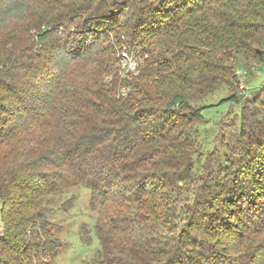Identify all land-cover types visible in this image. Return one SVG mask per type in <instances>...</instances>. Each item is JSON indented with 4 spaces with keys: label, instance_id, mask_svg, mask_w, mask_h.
<instances>
[{
    "label": "trees",
    "instance_id": "trees-1",
    "mask_svg": "<svg viewBox=\"0 0 264 264\" xmlns=\"http://www.w3.org/2000/svg\"><path fill=\"white\" fill-rule=\"evenodd\" d=\"M28 2L0 0V25H25L0 36V264H54L64 243L38 203L63 168L101 205L91 262L264 264V81L235 87L264 62V0ZM32 39L52 70L33 68ZM220 89L238 112L208 159L196 126ZM36 126L53 143L17 154Z\"/></svg>",
    "mask_w": 264,
    "mask_h": 264
},
{
    "label": "rangeland",
    "instance_id": "rangeland-1",
    "mask_svg": "<svg viewBox=\"0 0 264 264\" xmlns=\"http://www.w3.org/2000/svg\"><path fill=\"white\" fill-rule=\"evenodd\" d=\"M37 2L38 0H29L28 5L35 6ZM2 24L5 26L2 27L0 25V36L2 35L6 40L11 37L16 39L25 33V25L20 21L12 23L4 22ZM2 29L4 30L3 32ZM32 41V49L36 51L37 55V60L33 68H42L46 65L48 70H52L53 62L50 57L44 56V51H40V42H36L34 39H32ZM127 56L129 55L127 54ZM259 65L260 63L258 62L252 64V71L246 74L245 79H243V81L239 79L240 81L236 82V88L238 87V89H240L243 86L246 91V93L242 92L240 94H244L245 96L249 95L250 90H253L263 83L264 62L261 68H259ZM244 73L241 72L240 76L242 77ZM25 75H22V77L18 79V85L23 88H29L34 79ZM2 94H4V92H0V96ZM226 95L227 92L220 89L204 100L206 105L209 104L201 110V115L205 119V122L196 126L197 134L195 135L200 145L199 153L202 157L206 156L210 159L222 154L223 148L219 143V136L214 140L217 132V123L223 119L227 111L234 109V111L238 112L237 105L230 106L231 102L229 100H221ZM47 130L45 126H36L32 131L27 129L25 131L26 137L20 140L17 139L16 146L18 149H16V153H23L25 150L32 148L35 144H39L38 146L52 144L53 138L49 133V135L47 134ZM11 156L12 154H9V157ZM198 160L199 161L196 160L195 162L196 166L200 165L203 158ZM58 172L59 178L57 186H55L53 191L42 195L38 203L39 209L42 210L45 218L52 223L54 235L56 233L64 243L62 247L63 250L55 257L54 264H103L102 262H91V259L101 251L94 233L97 220L96 215L102 211L100 210L101 205L99 203L92 205L90 190L85 184L79 181L71 168H63ZM113 210L114 205H111L105 211L103 210L104 217H107ZM2 227L3 220L0 201V229H2ZM84 241H86L88 245L84 244ZM98 248L100 249L94 253Z\"/></svg>",
    "mask_w": 264,
    "mask_h": 264
},
{
    "label": "built area",
    "instance_id": "built-area-1",
    "mask_svg": "<svg viewBox=\"0 0 264 264\" xmlns=\"http://www.w3.org/2000/svg\"><path fill=\"white\" fill-rule=\"evenodd\" d=\"M127 54L129 56H127ZM123 55V56H122ZM120 68L124 69V71H135L136 64L132 55L125 49H122L120 52Z\"/></svg>",
    "mask_w": 264,
    "mask_h": 264
}]
</instances>
